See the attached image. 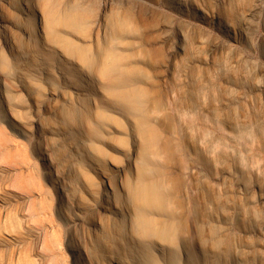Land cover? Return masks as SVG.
I'll return each mask as SVG.
<instances>
[{"label": "rangeland", "instance_id": "obj_1", "mask_svg": "<svg viewBox=\"0 0 264 264\" xmlns=\"http://www.w3.org/2000/svg\"><path fill=\"white\" fill-rule=\"evenodd\" d=\"M32 1L43 46L0 6V264H264V0Z\"/></svg>", "mask_w": 264, "mask_h": 264}, {"label": "bare ground", "instance_id": "obj_2", "mask_svg": "<svg viewBox=\"0 0 264 264\" xmlns=\"http://www.w3.org/2000/svg\"><path fill=\"white\" fill-rule=\"evenodd\" d=\"M119 1L121 0H105L103 6L106 8L110 5L118 7ZM171 3H176V4H185L184 0H169ZM6 4L8 5L12 10L16 11L19 16L18 19L16 17V21L13 23V27L17 29L18 34H24L26 35V39L31 44L32 46H40L44 44H48L47 42V37L52 36L55 33L54 28L50 25L45 23V18H44V12L45 16L49 17L50 13L48 12L47 8L44 7L42 12H40L37 7L33 4L32 0H0V6ZM1 15V13H0ZM1 20L4 22V25L2 28L4 29L3 31V37L7 41L8 46L11 47L12 53H13V46H11V37L13 38V34L10 32L9 33V27L8 25H5V18L2 16ZM38 27L40 31L38 30ZM35 37H39V40H36ZM13 42V41H12ZM50 42V39H49ZM17 53V51H16ZM15 54V52L13 53ZM46 176L51 177L53 176V173L51 170L46 171ZM123 174V173H122ZM110 183V180H108ZM120 184L123 182V176L121 177V174L118 177L117 180ZM107 185V182L104 183ZM56 189V188H55ZM102 195L106 196L108 199H103V196H101L100 200L98 201V204H96V209L94 211V216H92L91 222L95 224H100L101 221H104V212H110L113 215H122V210L117 207L113 202L109 200V197H112L110 194H108L105 191H102ZM151 197L156 199L155 193H151ZM114 209H117L115 211ZM139 214L142 216L143 211L142 209H139ZM96 214L99 215V217L96 216ZM136 228V225H135Z\"/></svg>", "mask_w": 264, "mask_h": 264}]
</instances>
